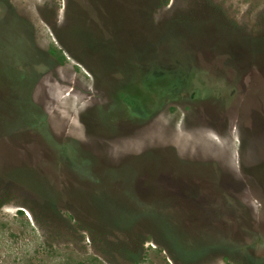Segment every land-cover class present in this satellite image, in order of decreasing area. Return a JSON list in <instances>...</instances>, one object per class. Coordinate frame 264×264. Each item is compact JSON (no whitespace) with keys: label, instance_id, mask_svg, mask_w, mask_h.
Segmentation results:
<instances>
[{"label":"rangeland","instance_id":"obj_1","mask_svg":"<svg viewBox=\"0 0 264 264\" xmlns=\"http://www.w3.org/2000/svg\"><path fill=\"white\" fill-rule=\"evenodd\" d=\"M2 66L18 79L0 85L1 104L12 94L30 113L0 134V264H264V0H0ZM139 72L179 95L161 98L155 124L122 134L108 122L135 107L129 95L146 100ZM175 152L210 156L223 193L212 161ZM75 163L117 176L79 181ZM168 164L211 190L190 207L180 194V220L166 193L183 176ZM140 165L125 202L118 168ZM200 177L184 180L196 189Z\"/></svg>","mask_w":264,"mask_h":264},{"label":"flooded vegetation","instance_id":"obj_2","mask_svg":"<svg viewBox=\"0 0 264 264\" xmlns=\"http://www.w3.org/2000/svg\"><path fill=\"white\" fill-rule=\"evenodd\" d=\"M7 80H9V79H6V81ZM8 84L9 83H7V85ZM0 85H3L2 82H1V80H0ZM152 86H155V88L151 87V89H140L139 90V92L142 93V95L144 94V96H146V100L143 103H142V99L141 100H137V98H134L135 96L129 95L130 99L132 98L131 101L133 100V102L136 104L135 107L132 106V105L131 106L129 105L128 106L129 109H127L126 107L121 106L120 107L121 109H120L119 113H117V115H115V117L112 118V120L111 119L109 120L108 125L109 126L113 125L114 127H116L115 129H120L121 133L123 134V132L124 133H127V128H136V127L141 126L143 124H148V122L149 123H152V124L153 123L155 124V121L158 119V116H159L158 115V107H159L158 105H159V102H160L161 98L166 99V97L167 98H170V97H172L174 95H179V94L178 93H174V90H172V91H163V90H160L159 88H157V83H155ZM146 90H148V92H146ZM196 93L197 92L195 91V95H196ZM5 94H6V92H5ZM170 94H172V95L169 96ZM202 94H203V97H211L212 98L214 96L211 93L210 94L209 93L208 94L202 93ZM8 96H9V94H7V97ZM127 97L128 96L125 95V99L123 101L126 102L127 101V99H126ZM136 97H138V96H136ZM218 97H220V96L216 95V97L215 98L213 97V98L216 99V101H219ZM115 101L113 100L111 102V104L108 105V107L111 106V108H115L116 107V103H114ZM221 108L222 107H218V110H217V107H216V111H217L216 114L217 115L218 114L220 115V113H221L220 109ZM2 110H4V109L3 108H0V112ZM29 113H30L29 111H26V114H29ZM3 125H4V123L3 122H0V126H3ZM2 133H3V131L0 134H2ZM108 135H115V134H108ZM151 141L153 143L154 138ZM78 142L79 141L77 139H72L71 140V144L70 145L72 146L71 149H72L74 155L75 156H79V153H81V152H83L84 154H86L84 152L83 147H81ZM48 143L45 142V145L47 146ZM206 145L207 144H205L204 146H206ZM209 146H210V148L215 149V151H217L219 149H222V144H221V142L219 143L218 141H215L213 143H211L209 141ZM89 147H87L90 150V153L88 155H93L94 154L93 152H95V150H94V148H91V147L89 148ZM104 147H105V145H104ZM52 148H53V146H52ZM148 148H149V146L147 145V147L145 149H142V151H139L138 152L139 155L145 154L147 152V149ZM174 154L180 160L183 159V158H188L190 160H199V161H207V160H209V161H212L215 164L216 169H217L218 180H217L216 183L211 184V186H213V188H215V190H214L215 192L223 193L222 186L219 184L220 179L222 177V170L217 167V164L215 163V161H213V159H210V156H208L206 158L198 159V158H189V157H186V156H184L182 158V156H179L180 154L178 155V154H176V152ZM216 155H217V152H216ZM211 156H215V154H213ZM134 158L136 159V158H138V156H136V157L132 156V161H133ZM153 162L154 161H151L150 164H152ZM124 164L126 165V163H124ZM124 164L122 166H124ZM74 165H76V166L74 168H72V172L75 175V177H77V179L79 181L80 180L81 181L86 180L87 182H91V180L88 179V177L94 176L95 174L98 175L99 173H103V172H105V173L108 172L112 176H117L114 173V171L110 170L111 168L108 169L107 171L106 170L104 171V170L99 169L100 165H98V164L97 165H93L92 164L89 169L82 170V171H80L77 163H75ZM147 166H150V165L146 163L144 167H147ZM168 166L171 167L169 164H168ZM121 167L118 168V173L120 174L121 177H124V179H122L124 183L119 186V193L122 192V191H124V190H126V194L124 195V192L122 194L126 197L125 198L126 199L125 202H128L129 200H131V198H129V200H128V195H127V193H128L127 187L128 186L126 185V182H125L126 181V177H129V176H132V175L134 177L135 175H138V174H147V172H144L142 170L141 165L139 166V168L137 170H132L131 168L130 169H126V170H128V172L127 171H124V170H121L120 169ZM160 167H161V170L162 171L165 170V166L162 163H160V166H159V168L157 167V169L160 170ZM171 168L173 169V167H171ZM123 171H124V173H123ZM172 171H173V176H179L178 174L177 175L174 174V172H176V171L181 176H183V183L180 184L179 179H177L175 182H173V184L170 187H167L168 188V190H167L168 192L166 191L167 192L166 193V196H168V197L171 196V199L169 201L167 199V201L169 202V205L170 206L175 207L174 206V203L176 201H178L183 196L184 198H183V200L181 202H183L185 206L190 207V202H191L190 200H191V195L192 194H195V193H203L204 191L209 190L208 188L206 189L205 187H204V189H203V187L201 188V186H202L203 183L204 184L208 183V180L206 178H204L201 173L190 172L189 169L186 168V167L185 168L177 167V168L173 169ZM84 172H85V174H83ZM149 176L154 177L153 173H149ZM194 176H197V177L201 176L200 177V180L198 181V184L199 185H198V187H196V189H192L191 188L189 179H187L186 181L184 180L185 177L189 178V177H194ZM85 177H87V179H85ZM111 187H115V185H112ZM152 187H153V190L154 191H151L150 190V193H148L149 196L152 195V198L154 200H155V198H158V197L162 196V195H159L161 193H159L160 191L157 190L159 187H158V185H156V183H155L154 186L152 185ZM99 188H103L106 191L109 190V188L107 187V185H100ZM148 189H151V187L148 186ZM209 191L211 192V190H209ZM136 192L137 193L138 192L140 193V190H138V188H137V190L135 191V193ZM144 192H146V191H144ZM137 193H136V196H138V199L139 198L142 199V197H145V196H143V194H140V196H141L140 197L139 194H137ZM122 194H120V195L123 196ZM180 194H182V196H180ZM222 196H223V194L221 195L220 200L223 199ZM207 199H210L212 202H215L216 195L215 196H212V195L209 196L208 195L207 196ZM139 201H141V200H135V199L133 200V202H139ZM141 202L144 203V202H146V200L142 199ZM220 205H221V208L223 207V209H225L224 207L226 205H228V204L225 205L224 201H221V204ZM217 206H219V205H217ZM174 210H175L176 214L178 215V219L180 220L182 218L180 216V214H181L180 211L177 209V207H175ZM254 233H255V231H254Z\"/></svg>","mask_w":264,"mask_h":264},{"label":"trees","instance_id":"obj_3","mask_svg":"<svg viewBox=\"0 0 264 264\" xmlns=\"http://www.w3.org/2000/svg\"><path fill=\"white\" fill-rule=\"evenodd\" d=\"M168 41L172 43V40L171 41L168 40ZM21 58H22V56L20 57V59ZM23 60H24V57H23ZM1 71H3L5 73L3 75L0 74V80H1V82L3 84L2 86L5 87V88L9 87L10 83L12 81L18 79L16 76L15 77L13 76L14 74L12 73V71L9 69L8 66L7 67L6 66H2L1 67ZM20 75H23V73H20ZM143 77L144 76L139 72L138 73V81L140 83H142L144 85V87H146V89H151V87L155 88V86H152L154 83L152 82V84H151L150 78L146 79L144 77V81H142ZM6 79H9V80L6 81ZM177 81H179V80H177ZM7 83H9V84L7 85ZM150 84H151V86H150ZM174 84L171 87H173ZM135 85L138 86L139 89H141L140 88L142 86L141 84L140 85L139 84H135ZM146 92H148V90H146ZM6 99H7L6 100V102H7L6 105L1 104V102H0V107L3 108V109L5 108L4 110H2L0 112V122L4 123L3 126H0V133L2 131L3 132H10L14 128H16V129L21 128V127H18L19 123H22L23 125L26 123V115H27L26 114V111H27L26 110V106L23 103H21V102H16V100H13L12 94H10ZM2 103H4V102L2 101ZM16 103H18V104H16ZM16 123H18V125L14 126V124H16ZM224 208H226V206ZM205 229H208V228L205 226V228H203L201 230L203 231ZM216 231L219 233V235L223 234V233L219 232L218 228H217ZM192 232H194L195 234H199L201 231H198V232L192 231Z\"/></svg>","mask_w":264,"mask_h":264}]
</instances>
